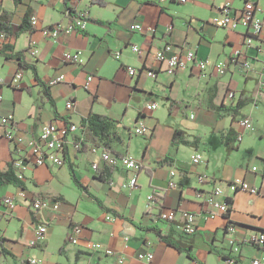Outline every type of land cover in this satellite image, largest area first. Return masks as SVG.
Listing matches in <instances>:
<instances>
[{
    "label": "crops",
    "instance_id": "0c3cea01",
    "mask_svg": "<svg viewBox=\"0 0 264 264\" xmlns=\"http://www.w3.org/2000/svg\"><path fill=\"white\" fill-rule=\"evenodd\" d=\"M247 1L253 2L255 15L264 19V0H187L183 4L174 0H104L103 6L79 0L76 11L84 14V32L74 29L53 42L43 39L41 31L57 24L63 28L69 25L65 1L0 0L2 10L11 15L13 30H18L26 15L36 21L32 36L30 32L11 37L0 33V69L7 70L5 76L0 74V119L12 116L14 130L26 140L37 138L42 123L79 126L65 140L62 157L68 173L63 171L64 164L36 166L31 160L27 162L23 188L0 182V264H30L31 259L39 264H148L137 259L138 254L146 252L153 254L150 264H188L190 260L184 253L149 230L154 227L167 230L174 240L180 236L192 239V254L201 264H251L261 256L249 239L264 233V147L260 143L264 127L253 129L255 112L264 113V99L258 94L264 31L245 48L244 29L232 30L212 23L220 8L228 5L239 14ZM133 23H139L143 30L132 31ZM31 38L37 40L35 56L28 51ZM166 45H171L174 53L193 50L197 60L207 63L206 69L201 71L191 65L167 74L165 62L154 59V54ZM132 47H137L139 53ZM236 49L241 54L235 58ZM66 51H80V61L63 62ZM18 52H23L21 63L26 68L20 67L15 57L6 59ZM218 63L224 65L222 75L213 70ZM127 66L138 74L129 76ZM147 71L154 72L155 77H148ZM16 72L21 79L11 85ZM89 75L94 80L86 88ZM57 77H63V81L49 84ZM229 91L234 93L232 100L226 98ZM67 102L73 103L71 110L66 109ZM151 103L157 105L156 109L146 110ZM249 106L250 111L242 114ZM90 113L118 122L122 141L112 145L110 151L118 156L135 157L130 141L135 136L132 132L136 123L142 122L148 129L149 138H142V152L135 157L142 169L135 175L134 186L129 185L134 173L120 166L113 167L109 182L96 179L98 173L106 172L107 165L100 161L99 153L90 151L92 143L86 141L78 151L74 148L82 136L80 121ZM127 115L133 119L132 127L126 124ZM244 116L251 119L252 130L243 133L238 120ZM188 118L193 125L184 124L183 119ZM176 130L184 132L188 140L197 138L198 143L172 148ZM240 132L241 140H237ZM17 149L3 137L0 125V171H7L12 161L21 157ZM196 154L202 160L193 164L191 156ZM165 158L170 164L161 163ZM80 163L86 175L78 173ZM96 163L94 171L91 165ZM70 167L86 192L98 198L107 210L77 188ZM253 167L256 171H252ZM39 168L46 172L44 186L34 181ZM171 171L176 173L174 177ZM62 174H67L78 190L76 198L87 197L99 208L98 220L107 226L104 232L95 227L92 216L80 209L79 201H69L64 195ZM200 176L206 180L199 182ZM30 180L34 184L31 188ZM170 181L176 184L174 188L168 187ZM238 181L258 188V193L240 190L234 186ZM215 189L223 193L226 214L204 201ZM153 191L160 203L149 205ZM6 197L15 198L12 210L3 205ZM43 198L58 201V209L49 206L34 210L32 202ZM167 209L176 213L168 225L160 219V213ZM183 212L195 216L196 230L192 235L180 229ZM77 213L84 217L78 218ZM107 216L113 220H107ZM40 225L47 229L43 239H37L35 234ZM73 226L81 227L76 244L69 241ZM229 226L233 231L228 230ZM124 236L128 237L126 242ZM95 243L112 254L87 247Z\"/></svg>",
    "mask_w": 264,
    "mask_h": 264
},
{
    "label": "built area",
    "instance_id": "2783aa9c",
    "mask_svg": "<svg viewBox=\"0 0 264 264\" xmlns=\"http://www.w3.org/2000/svg\"><path fill=\"white\" fill-rule=\"evenodd\" d=\"M67 4L68 13L70 15V23L66 28H63L61 24H57L54 26L47 27L41 31V36L43 39H49L53 42L57 41L62 33L74 30L76 28L83 29L84 27V14L80 11H76V7L78 5L79 0H63ZM168 0H159L160 3H166ZM177 3H186L187 0H174ZM212 23L218 27L229 28L232 30H236L238 28H242L246 31V35L244 37L243 47H248L251 45L254 39H258V37L262 35L264 31V19L259 18L255 15V6L253 2L247 1L245 2L241 12L236 14L232 11L230 6L226 5L220 8L217 17L212 19ZM36 24L35 18H31V25L34 26ZM132 31L141 32L142 26L139 23H133L130 27ZM29 54L31 56H35L37 54V40L34 38L30 39L29 42ZM132 50L135 53H139V49L137 47H132ZM241 54L240 49H236L233 51V57H239ZM81 52H69L66 51L62 55V61L65 63H78L80 61ZM116 58L119 57L118 54L115 55ZM155 62L162 63L165 62L166 68L165 71L167 74H174L178 70H184L190 67L191 65H196L201 71H204L207 67V63L205 61L197 60L195 53L193 50H187L184 53H174L172 52V46L166 45L163 49L157 51L154 54ZM214 72L217 75L224 74V65L222 63H218L213 67ZM127 74L129 76H136L138 72L135 68L127 66L126 67ZM146 75L148 77L154 78L155 73L152 71H147ZM21 79V74L19 72L14 73L11 78L10 84L14 85L18 83ZM94 80L93 75H89L86 78V88L90 83ZM63 77H57L49 81V84H55L58 82H62ZM2 79L0 78V84L2 83ZM258 94L260 97L264 98V58L261 65L260 75H259V89ZM226 98L228 100H232L234 98V93L229 91L226 94ZM2 99L0 95V100ZM157 105L155 103H151L146 106V110L151 111L155 110ZM73 108L72 102H67L66 109L71 110ZM192 117V116H191ZM0 125L3 128V137L9 141L13 142L17 147L18 153L21 154V157L15 159L11 163V167L13 169L14 175L18 180L24 181L25 172L27 170V162L33 161L36 166H62L64 164V159L62 154L65 150L66 138L69 134L75 133L78 131L79 126L76 124H64L63 126H58L55 122H47L42 123L40 125L39 133L36 139L26 140L20 134H18L14 130L13 125V117L5 116L0 119ZM238 126L241 131L244 133L245 131L252 130V122L249 117H241L238 120ZM242 132L237 134V140H241ZM135 136H140L142 138H149L148 129L142 122H138L135 124L133 128V132ZM86 141L84 137L81 136L78 144H74V148L78 151L83 143ZM90 151L92 153H99L100 161L110 167L120 166L126 171H130L134 173L133 177L129 181V185L132 187L136 183V173H138L142 169V165L139 161L131 158L130 156H118L111 153L108 150H105L101 147L91 145ZM202 158L200 155L196 154L191 156V162L193 164H197L201 162ZM97 163L92 164V170H97ZM252 171H256V167L252 168ZM176 173L174 171L170 172V176L174 177ZM206 178L203 176L199 177V182L205 181ZM176 184L173 181L168 183L169 188H174ZM240 190L250 193L257 194L259 189L256 187H251L243 181H238L234 184ZM200 197L199 194L196 195ZM223 193L220 189H215L211 193L207 194L205 197V203L211 205L214 209L220 211L223 214H226L228 206L225 201H223ZM149 205L153 204L154 201L152 196L148 198ZM3 205L12 210L15 206V198L6 197L3 199ZM34 210H39L47 207H51L53 209H58L59 202L53 201L48 198L38 199L33 201L31 204ZM175 211L173 209H167L166 211H162L160 213V219L167 225L170 224L175 219ZM107 220H113V217L107 216ZM182 224L180 225V229L186 235H192L195 233L196 225H195V216L189 212H183L181 214ZM81 227L73 226L70 231L69 241L72 244L77 243V235L80 233ZM228 230L233 231V228L229 227ZM46 227L40 225L36 229V237L37 239H43L46 234ZM162 231V234H167L166 231ZM2 235V229L0 227V236ZM123 240L126 242L128 240L127 236L123 237ZM231 245L234 243L233 240L229 242ZM34 241L30 242V245H33ZM249 244L256 247L261 251V256L252 260L251 264H264V233H260L258 235H254L249 239ZM87 247L92 250H102L106 255H111L112 251L110 249H105L101 244H88ZM236 247L234 251H237ZM137 259L143 261L145 263L150 264L153 261V254L151 252L140 253L137 255ZM119 262L122 263L123 259L119 258ZM30 264H39L40 261L36 259L29 260ZM233 261H229V264H232ZM188 264H201L197 260H191Z\"/></svg>",
    "mask_w": 264,
    "mask_h": 264
},
{
    "label": "trees",
    "instance_id": "16d2710c",
    "mask_svg": "<svg viewBox=\"0 0 264 264\" xmlns=\"http://www.w3.org/2000/svg\"><path fill=\"white\" fill-rule=\"evenodd\" d=\"M92 4H97L99 6H103L105 4L104 0H91ZM14 27L11 23V15L6 11L2 10L0 6V33L5 37L17 36L19 33L30 32V36H32V25L31 18L29 15H26L23 19L22 24L18 27V30H13ZM77 31L84 32V30L76 28ZM9 47V46H7ZM29 51V50H28ZM26 52V51H25ZM23 56V52H18L13 56L6 57V59H12L15 57L19 66L22 68H26L25 65H22L21 59ZM140 116V115H139ZM80 127L82 129V136L85 141L91 142L93 145L101 147L105 150L112 151V145L120 144L122 139L118 131V122L114 121L103 115H98L94 113H90L85 119L80 121ZM198 139L194 138L192 140H188L184 134V132L176 130L173 138H172V148H177L179 145H194L198 143ZM225 146L228 144L226 142ZM228 146V145H227ZM114 152V151H113ZM162 164H170L169 158H165L161 161ZM106 172L98 173L96 179L102 182H109L110 176L112 173L113 167L106 166ZM71 178L74 184L81 191L86 192V188L80 183V181L76 178L72 167L69 168ZM263 175H264V160H263ZM0 182L3 184H12L16 187L23 188V181L18 180L13 172L12 167L5 172L0 171ZM86 195L89 196L100 208L103 210L105 207L102 205L100 200L95 196L86 192ZM152 199L154 203H160V197L153 191ZM161 222V221H160ZM230 227V226H229ZM149 230L155 232V234L159 237L161 241L167 244L170 247H173L180 253H184L187 258L191 260H196L194 255L192 254V239H183V236H180V239L174 240L170 233L162 234V231L159 227L150 228Z\"/></svg>",
    "mask_w": 264,
    "mask_h": 264
},
{
    "label": "rangeland",
    "instance_id": "374dc122",
    "mask_svg": "<svg viewBox=\"0 0 264 264\" xmlns=\"http://www.w3.org/2000/svg\"><path fill=\"white\" fill-rule=\"evenodd\" d=\"M6 72H7L6 67L3 70L0 69V74L2 76H5ZM28 77H29V74H26V78H28ZM161 106H162V104H161ZM250 109H251V106L247 107L242 112V114L248 113L250 111ZM263 109H264V106L261 108V110H263ZM188 119H190V118H188ZM183 121H184L185 125H193L194 124L192 119H190V120L183 119ZM126 122H127L126 124H128V126H130V127L133 126V119H132L131 115H127ZM263 127H264V113H263V111H260V112L256 111L255 114L253 115V129L259 130V129H262ZM126 128H122L124 132L127 131ZM127 140H128V142L130 141L129 138H127ZM130 143H131V150H132L131 154L135 157L136 156L140 157V154H141L140 152H142L141 144L144 143L142 137L133 136ZM260 143H262V147H264V138ZM135 157H131V158H134L136 160ZM80 166H81V163H80ZM63 171H64V173H68V166L66 164H64V166H63ZM78 173H82V174L86 175L87 174L86 168H83L82 166L79 167ZM34 181H36L40 186L46 185L45 184V181H46L45 169L39 168V170H37L35 172ZM60 182H61V186L63 187L62 190L64 192V195L68 198V200L74 201V202L79 201L80 209H84L88 213L89 216H92L95 219L94 220L95 227L98 228L100 232H104L105 231L104 229L107 226H106V224H104V221L98 220V216L101 215V211L94 204V202L91 201L90 199H88L87 197L76 198V196L78 195V190L74 187L73 183L71 182V180L67 174L61 175ZM28 183L30 185V188L33 187V185H34L33 181L30 180ZM97 194L100 196L99 193H97ZM77 217L82 218L84 216L80 213H77Z\"/></svg>",
    "mask_w": 264,
    "mask_h": 264
}]
</instances>
